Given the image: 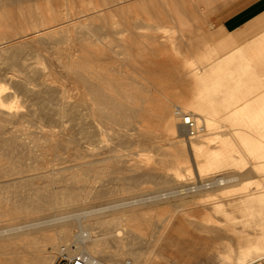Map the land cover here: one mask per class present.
I'll use <instances>...</instances> for the list:
<instances>
[{
  "label": "bare ground",
  "instance_id": "obj_1",
  "mask_svg": "<svg viewBox=\"0 0 264 264\" xmlns=\"http://www.w3.org/2000/svg\"><path fill=\"white\" fill-rule=\"evenodd\" d=\"M63 6L65 9L58 8ZM130 6L131 0H0V214L16 220L7 219L9 224L0 226V264H52L61 244L73 245L101 264H137L136 256L127 261L125 255H131L133 236L139 233L140 224H149L154 218H141V214L137 220L141 223L132 225L131 220L139 216L135 201L131 202V194L117 197L119 187L113 188L124 183L135 186L140 181L170 189L177 184L174 192L178 194L172 196L175 202L190 204L198 198L204 203L227 196L225 189L232 183L231 188L242 186L255 174L264 176V171L256 172L264 169V90L253 89L252 80H243L240 73L234 79L231 70L220 66L222 61L210 67L215 71L221 67L216 75L202 68L203 72L177 74L194 78L193 94L174 106L188 112L202 127L199 134L184 137L176 130V108L172 109L170 101H158L150 126L131 122V117L138 118L141 111L131 105V76L102 73L118 69V59L131 62L135 56L131 54V37L122 33L127 30L131 35V15L118 14ZM155 39L152 35L141 44L160 50L162 43ZM137 56L132 59L137 60ZM166 68H170L167 63ZM257 84L264 85V77ZM248 93L258 95H235ZM235 99L244 102L232 106ZM222 120L231 127L229 136L221 130ZM161 133L174 151L181 153L164 160L167 164L159 159L134 158L131 149L124 153L123 149L131 145L160 148L156 135ZM123 145L126 147L122 149ZM192 163L198 181L181 183L192 174ZM224 168L232 173L220 174ZM131 171L135 175L131 176ZM109 184L117 186L110 188ZM210 187L213 190H205ZM192 189L197 193L191 194ZM234 195L230 205H202L215 217L209 216L210 223L205 224L188 222L190 231L208 232L213 238L233 232L232 225L218 224L214 215L227 216V206H244L247 209L243 211L252 216L264 213V184ZM253 202L257 203L256 210ZM164 220L161 227L166 230L170 225ZM181 224L173 227L183 232ZM260 226L264 228V224ZM260 246L251 248L264 251V245ZM244 252L236 259L237 264H256L257 259L264 258V252L249 258L251 252Z\"/></svg>",
  "mask_w": 264,
  "mask_h": 264
},
{
  "label": "rangeland",
  "instance_id": "obj_2",
  "mask_svg": "<svg viewBox=\"0 0 264 264\" xmlns=\"http://www.w3.org/2000/svg\"><path fill=\"white\" fill-rule=\"evenodd\" d=\"M245 1L246 0H212V3L211 5H209L208 9H205L203 7V3L200 2L199 0H177V1L176 0L174 1L173 0L171 1L170 0H131L130 7L125 8L123 11L118 12V14L129 13L131 15V18L128 19L129 22L131 23V35L129 34L127 30H123L122 33L127 38L131 37V54L133 55L135 54V56L138 55L137 56L138 58L137 60H133L135 56L134 58L132 56L131 62L122 61L121 59H118L119 63L116 62L117 66L119 67L118 69L102 71V73L103 74L105 73L109 76H112V75L116 76V75H122L124 73L126 74L128 73V75L131 76V105L140 107L141 109L140 116L138 118L131 117V122H137L142 125L150 126L153 123V117H151V113L155 111V107L158 101L160 100L170 101L171 107H173L172 109L174 110L176 108V106L174 105L176 104L178 105L179 101H183L188 96H190V94H193L192 91L194 90V87H193L194 78H191V77L182 78L180 76H177V74L184 73L185 71L186 72L189 71L187 72L188 74L194 73L197 71L198 72L207 71L209 66L206 67V64L208 62L200 58V55L203 52L209 51L210 49H217L219 52L216 53L215 55V59H214L215 60L214 63H215L220 58H222L225 53H228V52L230 53L233 50L234 52L229 56L239 57V55H242V53H240L239 50L241 49L247 50L254 46L253 43L255 41H258L261 35L264 34V0H257L256 3L252 5V7L240 13L241 12L240 9L243 7V5H245ZM61 7H58V8L65 9L64 6H63L64 8H61ZM243 10H245V8ZM179 16L183 18L185 17L188 22V26L182 31H180L177 28V24L175 20V18ZM158 25L161 26V28L155 29V26H158ZM152 35L156 36L155 40L158 41V44L162 43V45H158V48L159 46H161L160 50L159 49L157 50V46L155 49V46L153 45L144 44V43L141 44L142 42H145V40L150 38ZM230 60H231V57H229L226 60V62L222 61L220 66L226 67V69L228 67L229 69L230 65H232ZM166 63L170 66V68H166ZM175 65L177 67L179 66V68L178 69L176 68V70L174 68H171L172 66H175ZM221 67L220 69H218V71H215L214 69L213 71L211 69L210 73L213 75L220 73ZM200 68H202L203 71ZM262 75H264V71H262ZM242 79L246 80V78L244 77H242ZM197 87L195 86V88ZM240 88L243 89V87H240ZM252 88L258 89V90H264V85L257 84L255 86H252ZM235 95L249 97L253 95H258V93L235 94ZM243 102H244L243 99H238V100L235 99L231 101L232 106L241 105ZM177 121L176 122L178 124H176V130L183 132L184 137H186L187 136L186 131L179 125V120ZM221 122H222L221 130H223L229 136L230 133H228V131L231 127L227 123V120H222ZM156 136L159 138L158 139L159 143L162 146V147L160 146V148L158 149H154L151 145L149 146V144L147 146L145 145L141 147L131 145V148L128 146L127 148L125 145H123L121 148L123 149L126 147L125 149H123L124 153H126L125 150H128L127 152H129V150L131 149L130 150L131 156L134 158L141 159V160H150V161H153L154 159H159L163 161L164 165L167 164L164 162V160L166 161V160H169L170 158L178 157L179 154H181L180 152L174 151L175 149L169 144L170 141H168V138L165 134L161 133V134H157ZM106 137H105L106 141L110 142L108 141L110 136L109 137L106 136ZM185 146L187 148L186 150H187L189 159H191V162H192V155L189 150L188 141L185 142ZM195 170H196L195 166L192 163V174H190L189 177L188 175H186L185 180L181 181V183L183 182L187 183L186 181L188 180H190V182L192 180L198 181V174H197V171ZM166 171L170 172L171 168L167 169ZM231 171H232L231 169L224 168L223 171L220 172V174L229 175L232 173ZM262 171H264V169H261V170L257 169L256 172L258 173ZM132 174L135 175V171H131V176ZM151 182L152 181L150 182L140 181L135 186L131 184V187L133 188L131 191H129L131 187H128L129 185L126 183H124L125 186L123 184L120 186L119 185L117 186L114 184L108 185L110 188L113 186L114 187L117 186V188H113V189H118L119 187V190H121L125 188V190L124 191L121 190L120 193L118 192L119 190L116 191L118 194L117 197L118 196L128 197L131 194L129 198L131 197L132 203H134L133 201H135L136 203V206L134 204L135 208L139 209L140 211L141 209L145 210V211L143 210L140 212L136 209V213H138L139 216L137 217V219H134L136 221L131 220L132 225L133 223H137V222L141 223L140 221H137L138 218L141 216V214H142L141 218L142 217L143 218L147 217V219L154 218V219L149 220V224H145L146 222L144 223V221H143V224L142 223L140 224L139 233H136L134 235L135 237L133 236L135 244L133 245L131 244V246H133L131 247V255L130 254H127L128 256L125 255V259L127 261L130 259L129 258L130 256H131V259L136 256L134 258V261L137 264H140L141 261H144L145 264H186V263L187 264H224V263L233 264L234 262L236 263V259H238V257H240L243 253H245L244 251L247 252L248 250L251 252L249 253L248 258L254 257L256 255H261V253L264 252L259 249L255 250V248L254 249L251 248V246L255 247L257 245L259 246V248H262V246L260 245H264V243H262L264 242V232H262L264 231V228L260 226L264 224V213H261V217H260V214L257 212H256L257 214L255 213L256 215L253 214V216L247 215L244 212L246 208L244 206L243 207L241 206L240 208L236 206H235L236 208L233 206H227V208L229 209L228 213L226 214L227 216L222 215L220 213L214 214L216 215L215 219L220 220V221L217 220L218 224L220 225L223 224V226L232 225L234 227L235 230L233 232H229L227 234L228 236L226 235L221 238H215V237L213 238V235L210 236L208 232L205 233L204 231H201L200 233V231H196V230L190 231L191 228L188 227L189 226L188 222H197V223L205 224V223H210L209 221L207 222V219L209 218V216H211L212 218L215 217V216H212L213 214L211 215L210 211L202 209V205L208 204L212 206L213 202L214 204L224 203L226 205L230 201V199L236 196L234 194L240 193L242 191H246V190L248 191L250 189L258 188L261 186V184H264V176L262 175L257 176L255 174L253 178L245 181L246 183L243 182L244 184L242 183V186L238 185L236 187L231 188L234 185L233 183L230 184L231 186L228 189H225L229 191L227 192L228 194L226 193L227 196L224 197L223 195H221L223 196V198H216V201L214 200V201H207L204 203H200L203 199L197 198L193 200L190 204L189 203H178L173 200L174 198L172 196L174 194H178L174 191L177 190L176 187H178L179 185L178 186L177 184L173 185V188L170 189L167 187L163 188L155 184L154 182L152 183ZM115 183L119 184L118 182H115ZM234 184L237 185L238 182H234ZM121 186L123 187L121 188ZM191 186L193 185H190L189 187ZM138 187L140 189H138ZM229 189L232 190L231 194H230ZM234 189H236L235 192H234ZM168 190L169 192H167ZM194 190L195 189L191 190V194L197 193V191H194ZM205 190L207 191L213 190V188L210 187ZM170 191L173 192V194H171ZM215 192L219 193V191H215ZM140 193L143 195H141ZM132 194H133V198H132ZM154 196H156V198ZM140 201L143 203V205ZM137 202H138V205H140V208H138ZM228 204L230 205L232 203L229 202ZM253 204H254L253 207H255V210H256L258 207L257 203L253 202L252 205ZM166 205H169V206H166ZM171 206L172 207L174 206L175 208L174 207L171 208ZM153 207H156V208H153ZM170 210H172V212ZM234 210H237V211H234ZM192 212L194 213L192 214ZM233 215H234V218H233ZM245 215L247 216L246 218H245ZM242 217L243 219H241ZM9 218L10 216L8 217V215L3 216L0 214V226L3 227L7 225L6 223L9 224V221H10ZM7 219L9 221H7ZM162 219L163 220L165 219L164 220L165 223L168 224V227L170 225V228H167L166 230L162 229V227L164 226V225L162 226V224L164 223L162 222L163 221ZM226 219L227 221L225 223L224 220ZM142 220L144 219H141V221ZM15 221H10V222H15ZM167 221H170V222H167ZM178 222H181L182 224ZM183 223H185V225ZM180 224L182 228L184 227L183 229H185V231L181 232L180 228L175 229L173 227V226H177ZM141 225L143 226V228L141 227ZM137 226L138 224H136V227ZM255 228L258 229L259 231L257 230L255 231ZM149 230L151 232H149ZM198 232H199V235H198ZM194 233H196L197 235ZM188 236L191 238H189ZM28 239L31 242L35 241V237H30ZM140 239L142 242H140ZM228 239H231V241L230 240L227 241ZM186 240L187 242L189 241L190 243V244L188 243L189 245L188 244L185 245L187 243ZM181 242L184 245H182ZM192 243L193 245H191ZM126 246L127 245H124L123 247V250L125 251H127ZM193 247H197V248H193ZM235 247H236V254H235ZM179 248H181V250ZM135 249L136 250L138 249L139 251L137 250L138 252H135L136 251ZM55 258H56V255L54 259ZM225 258L228 260H226ZM262 260H264V258L260 257V259H257L256 264H260ZM254 262L255 261H253L252 263L250 262L248 264H253Z\"/></svg>",
  "mask_w": 264,
  "mask_h": 264
},
{
  "label": "crops",
  "instance_id": "obj_3",
  "mask_svg": "<svg viewBox=\"0 0 264 264\" xmlns=\"http://www.w3.org/2000/svg\"><path fill=\"white\" fill-rule=\"evenodd\" d=\"M199 1L203 3V7L205 9H208L209 5H211L212 3V0H199ZM256 1L257 0H246L245 5H243V7L240 9L241 11L240 13L248 10L250 7H252V5H254V3H256ZM244 8L245 10H243ZM175 20H176L177 28L180 31L184 30L188 26V22L185 17L183 18L179 16V17H176ZM253 45H254L253 47L247 50H244V49L239 50V52L242 53V55H239V57L229 56L234 52L232 50L230 53L229 52L225 53L223 57L220 58L215 63H214L215 55L216 53L219 52L217 49H210L209 51L203 52L200 55V58L208 62L206 64V67L209 66L208 73L211 74L210 67H212L214 64L216 65V63L219 61L226 62V60L229 57H231L230 61L232 65H230L229 70H231L234 73V76H235L234 79H236L237 74L240 73L241 78L242 77L246 78L245 81L252 80L251 86H255L257 84V80L260 77H264V75H262V71H264V34H262L259 40L255 41ZM260 264H264V260H262Z\"/></svg>",
  "mask_w": 264,
  "mask_h": 264
},
{
  "label": "built area",
  "instance_id": "obj_4",
  "mask_svg": "<svg viewBox=\"0 0 264 264\" xmlns=\"http://www.w3.org/2000/svg\"><path fill=\"white\" fill-rule=\"evenodd\" d=\"M174 115L179 120V125L186 131L187 136L193 137L199 134L202 127L198 126L188 112L175 109ZM52 264H101L96 258L75 250L73 245L61 244L56 258Z\"/></svg>",
  "mask_w": 264,
  "mask_h": 264
}]
</instances>
